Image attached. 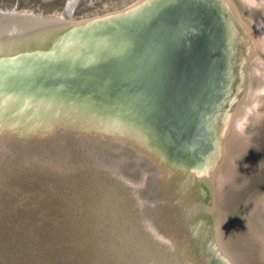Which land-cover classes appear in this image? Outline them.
Returning <instances> with one entry per match:
<instances>
[{
  "label": "bare ground",
  "instance_id": "bare-ground-1",
  "mask_svg": "<svg viewBox=\"0 0 264 264\" xmlns=\"http://www.w3.org/2000/svg\"><path fill=\"white\" fill-rule=\"evenodd\" d=\"M240 1L246 10L249 0ZM243 8L236 0H133L68 18L71 3L52 14L0 7V160H8L12 140L40 154L57 149L67 132L79 137L81 147L128 145L155 164L166 186L182 185L179 200L191 207L189 231L199 235L201 264H237L226 247L237 231L226 232L217 212L228 176L222 164L229 170L232 149L243 143L241 125L261 115L253 107L264 97L249 87L264 66L258 57L264 40ZM178 41L195 49L194 62H180L182 84L174 79L176 68L170 70L171 58L160 62ZM158 67L176 84L166 82L163 89ZM241 89L243 97L218 123L222 106ZM254 211L252 225L262 227L264 239V197ZM239 241L250 256L251 243Z\"/></svg>",
  "mask_w": 264,
  "mask_h": 264
},
{
  "label": "rangeland",
  "instance_id": "rangeland-1",
  "mask_svg": "<svg viewBox=\"0 0 264 264\" xmlns=\"http://www.w3.org/2000/svg\"><path fill=\"white\" fill-rule=\"evenodd\" d=\"M129 1L133 0H79L75 7V1L69 2V0L40 3L39 6L38 0H19L18 7L14 8L12 6L14 0H0V7L52 14L55 11L63 12L62 8L65 10L67 4L71 3L74 5L73 17L82 18L115 10ZM259 1L263 2L264 6V0H249L245 10L242 2L236 0L238 6L244 10L243 16L252 19L258 25L264 40V7L260 6ZM65 2L66 5L63 6ZM87 5L92 8L85 10L81 7ZM258 57L264 64L263 51H259ZM250 64L255 65L254 62ZM259 74L260 77L254 74L249 79V87L260 88L264 93V66L259 68ZM235 93L237 99H234L228 107H225V103L220 109L218 123L221 122L225 109L231 110L244 94L242 89ZM263 103L264 97H261L253 107V110L261 115L255 118L250 115L241 125L243 143L232 149L234 156L228 167L229 170L222 164V170L224 169L223 172L228 173V176L221 183L220 200L216 202L219 209H216L224 218L225 231L230 233V227L234 232L237 231V237L234 234L235 243L233 241L226 246L229 252L236 253L237 264H264V239L260 236L262 227L252 225L250 216V213H255L256 203L264 197V106L258 107ZM251 120L255 122L248 124L245 129V123L252 122ZM71 135L79 140V137L71 132L70 135L67 134L69 138L62 135V142L58 144L57 149H54L57 152L49 149L36 154L37 151H33L28 146L26 149L17 148L18 145L23 147L24 145L14 140H12L13 145L11 141L7 146L16 148L13 159L0 160L4 166L0 167V264H120L118 256L99 252L100 250H96L81 231L76 230L78 212L71 205L65 190L61 191L57 188V185L63 182L73 183L74 174L84 178L87 173L98 172L101 168L90 165L91 158L101 163L104 161L108 166L123 171L122 174L133 179L137 185L138 198L144 207L145 219L150 222L152 219L158 220L157 223L166 232L165 236L167 233L173 238L177 236L180 245L184 242L178 235L181 232L186 234L185 236L194 241V250L201 259L199 262L201 264L203 257L195 241L199 235L196 237V234L189 231L188 216L191 207L179 200L182 190L180 183L176 190L166 186L158 176L155 164L148 158L137 155L138 153L128 145L112 143L103 146L100 143L97 145L88 142L81 147L76 144L77 141L72 142L74 138ZM5 141L8 139L5 138ZM109 149L115 154L112 152L110 154ZM152 166H155V169ZM143 223L144 221L140 220L141 232L146 231ZM149 231L147 240L151 239L150 242L148 241L150 245L156 246L165 254L168 253L172 260L174 248L165 242L155 240ZM144 236L146 237V234ZM240 239H246L251 243L253 248L250 256H247L243 247L237 244ZM184 244L187 246L186 243ZM188 256L194 260L190 254ZM177 260H173L175 264H183ZM193 262L197 264L196 260Z\"/></svg>",
  "mask_w": 264,
  "mask_h": 264
},
{
  "label": "water",
  "instance_id": "water-1",
  "mask_svg": "<svg viewBox=\"0 0 264 264\" xmlns=\"http://www.w3.org/2000/svg\"><path fill=\"white\" fill-rule=\"evenodd\" d=\"M18 1L19 0H14V4L12 5L14 8L18 7ZM38 1L39 6L40 3H52L59 0ZM126 3L122 5H125ZM77 4L78 3H75V7ZM65 5L66 2L63 6ZM81 7L85 10H90L92 8L89 7V5ZM33 11L36 10L33 9ZM62 11H65L64 8H62ZM40 12L43 13L42 11ZM66 16L68 18L73 17V11L70 15L66 13ZM173 44L176 45V49L171 56L169 51H167L163 55V58L166 59H162L160 62L162 65L163 62L168 61L169 58H171V69L169 66L166 69L172 70V68L175 67L176 70L172 71L175 75L174 79L175 81L180 80L179 82L182 84L183 72L178 71L182 70L180 62L184 63V65H190V63L186 62L188 60L189 62L190 60L194 62L193 54L195 53V49H192V47L184 41L173 42ZM144 71L146 72V75L150 74L149 68L146 67ZM168 73L162 72L161 68L158 67L156 79L164 81L162 84L163 89L166 87L169 88V85L166 84V82L173 85L176 84L174 80H168ZM252 80L253 79H251V82ZM0 82L2 81L0 80ZM103 102L106 103L103 108H107L105 110V112H107L109 99L105 98L103 99ZM259 106H264V103L258 105V107ZM99 115L100 114H95V116ZM46 119L47 121L50 120L49 118ZM251 121L252 122L245 123V129L248 124L255 122V120ZM27 122L28 121H25V123ZM67 133L70 135L69 132ZM62 135L68 138L66 134ZM72 142L76 143V139H73ZM16 147L27 148L26 146L23 147L19 145ZM16 147H8V149H10L8 160L15 157L14 148ZM111 152L112 151L110 150V154ZM113 154H115V152ZM87 156L90 157L89 155ZM11 162L12 161H10V163ZM89 164L101 169L95 173H87L84 178L74 174V176H72L75 179L73 183L63 182L57 185V188L61 191L65 190L71 205L78 212V219L75 225L76 230L81 231L88 239L87 241L95 246L96 250L99 249V252L118 256L117 258H119L120 264H175V261H173L175 259L180 260L183 264H193V261L196 260L197 264H199L201 259L198 258L195 253L194 241L192 239H189L185 236L186 234L181 232L178 237L182 238L187 246H185L184 243L180 245L176 239L177 236L176 238L175 236L173 238L169 233L165 236L166 232L158 224V220H153L151 218L153 221L151 220L150 222L145 219L143 215L144 207L141 205L138 198V189H136L137 185L134 181L128 180L124 177L121 173L123 171L113 170V168L108 166L104 161L103 163L97 164L92 158ZM1 166L3 165L1 164ZM126 190H128V192ZM140 220L144 221L143 225L144 229L146 228V231L141 232L139 224ZM148 231L152 233L155 240L165 242V244L174 248L172 260H170L168 253L165 254L163 251L158 250L156 246L150 245L149 240L151 239L149 238L147 240ZM144 234H146V237ZM188 254H190L194 260L190 259L191 257L189 258Z\"/></svg>",
  "mask_w": 264,
  "mask_h": 264
}]
</instances>
